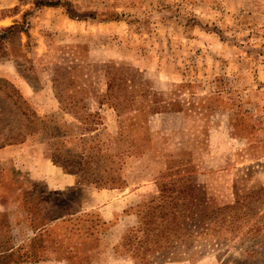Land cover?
I'll return each instance as SVG.
<instances>
[{
	"label": "rangeland",
	"instance_id": "1",
	"mask_svg": "<svg viewBox=\"0 0 264 264\" xmlns=\"http://www.w3.org/2000/svg\"><path fill=\"white\" fill-rule=\"evenodd\" d=\"M13 25L40 118L0 84V264H264V0H0ZM163 191L187 216L138 232Z\"/></svg>",
	"mask_w": 264,
	"mask_h": 264
},
{
	"label": "trees",
	"instance_id": "2",
	"mask_svg": "<svg viewBox=\"0 0 264 264\" xmlns=\"http://www.w3.org/2000/svg\"><path fill=\"white\" fill-rule=\"evenodd\" d=\"M56 3L57 2H47L45 5L57 6ZM15 29H16V25L0 29V41L7 38L10 34L13 33ZM0 82L1 85H5L7 87L6 96L9 99L12 98L14 99V102H12L13 106H16L17 110L21 112V115L29 114L31 118H36V119L40 118L36 112L31 111L32 108L31 105L24 98V96L21 94V92L17 89L15 85L11 84L7 80L0 79ZM15 132L10 131V134L12 136L7 137L4 142H0V148L12 144H17L19 141L22 142L24 140V139L16 140L14 138L15 136H13ZM18 135H22L23 137V132L18 133ZM186 194H187L186 192H181V191L161 192L159 196V198H161V202L151 207V211H149L145 216L141 218L142 223L140 227L136 228L137 231L138 232L144 231L143 232L144 234H148V236H151L152 233H156V231H154L156 227H153L155 224H158L157 227L159 226V230H157V233L159 234H165L164 227L166 229L168 228L169 230L171 229V227L178 226L180 224V219L186 217L188 210L191 209V205L189 204L190 200L187 199ZM167 199L170 200L169 203L166 202ZM179 206H182L181 208H183V211L179 210Z\"/></svg>",
	"mask_w": 264,
	"mask_h": 264
},
{
	"label": "crops",
	"instance_id": "3",
	"mask_svg": "<svg viewBox=\"0 0 264 264\" xmlns=\"http://www.w3.org/2000/svg\"><path fill=\"white\" fill-rule=\"evenodd\" d=\"M60 111H61L60 108H55V109H52V110H48L45 113L58 114Z\"/></svg>",
	"mask_w": 264,
	"mask_h": 264
}]
</instances>
